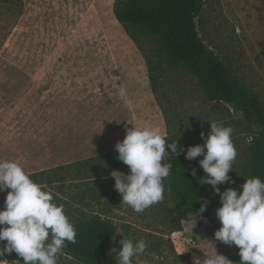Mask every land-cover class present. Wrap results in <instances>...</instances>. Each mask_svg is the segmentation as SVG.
I'll list each match as a JSON object with an SVG mask.
<instances>
[{
  "label": "rangeland",
  "instance_id": "obj_1",
  "mask_svg": "<svg viewBox=\"0 0 264 264\" xmlns=\"http://www.w3.org/2000/svg\"><path fill=\"white\" fill-rule=\"evenodd\" d=\"M113 3L0 0V160H14L30 173L112 153L133 126L158 129L163 135L169 129L190 139V145H202L201 133L206 138L210 123L219 122L233 128L234 165L250 137L247 122L207 100L195 80L182 71L167 72L154 94L147 64L115 19ZM203 15L205 33L199 27L198 32L205 44L264 98V0H205ZM116 160L122 166L113 153L106 162ZM111 180L67 181L64 192L58 185L45 189L68 203L70 214H65L70 220L75 209L91 213L110 205L107 185L117 199L108 213L117 226L115 240L143 239L147 244L133 264H187L175 256L184 253L194 264L214 249L228 259L232 255L233 247L215 239L217 228L204 217L199 226L189 221L185 233L171 239L168 216L173 205L167 193L161 202L136 212L122 202ZM86 185H99V203L90 193L81 203L71 198ZM7 191L0 192V198L5 199ZM220 206L210 211L219 226L215 211ZM57 264L81 263L60 253Z\"/></svg>",
  "mask_w": 264,
  "mask_h": 264
},
{
  "label": "trees",
  "instance_id": "obj_2",
  "mask_svg": "<svg viewBox=\"0 0 264 264\" xmlns=\"http://www.w3.org/2000/svg\"><path fill=\"white\" fill-rule=\"evenodd\" d=\"M205 0H114L113 15L122 26L125 33L134 42L148 67V81L151 91L155 94L159 79L169 71L184 72L191 76L204 97L223 108L232 110V113L243 118L250 127V137L243 153L232 166L231 182L218 185L220 191L233 188L239 193L245 179L259 177L264 181V98L251 90L238 75L234 66L224 58H220L212 49L208 48L204 39L199 35L198 27L205 33L203 6ZM243 113V116L240 113ZM168 127V121L165 119ZM166 143L176 141L180 154L171 153L165 162L172 163L170 175L164 180L165 193L173 205L168 219L171 222L170 231H182L183 221L190 219L191 212L196 215L201 204L207 201L206 211L197 216V226L201 217L210 221L217 230V225L211 219L210 211L220 204L219 195L213 191L211 185L202 183L206 176L199 165L202 155L189 161L184 153L191 140L181 137L180 133L168 132L165 135ZM117 155L116 151L112 152ZM103 153L83 160L57 165L28 173L35 182L45 186L58 185L64 192L62 185L67 181L89 180L98 178H112L110 172L119 170L125 174L128 167L118 161L111 164L106 162L109 154ZM77 174H73V170ZM122 169V170H121ZM195 169V175L192 170ZM81 170H86L84 174ZM73 174V175H72ZM111 185L115 181L111 180ZM99 185H97V188ZM79 190V187L76 185ZM97 188L86 185L72 199L82 202L87 193L95 202H100ZM105 191L109 200L115 201V195ZM57 204L64 205V211L69 213L68 204L64 199L54 198ZM4 197L0 198V210L4 207ZM110 205L102 211L86 213L75 209L71 212L70 222L76 228V243L66 242L62 253L69 255L81 264H116L117 253L121 245L115 240L117 226L113 218L108 215ZM70 214V213H69ZM6 242L0 241V248ZM233 247L229 256L231 261L239 264V249ZM112 249H116L112 251ZM178 258L189 263L188 253L176 254ZM18 260L22 264L23 258L15 252L6 253L0 260Z\"/></svg>",
  "mask_w": 264,
  "mask_h": 264
},
{
  "label": "clouds",
  "instance_id": "obj_3",
  "mask_svg": "<svg viewBox=\"0 0 264 264\" xmlns=\"http://www.w3.org/2000/svg\"><path fill=\"white\" fill-rule=\"evenodd\" d=\"M120 95L124 97L125 92L121 90ZM125 103L133 110L131 101ZM232 134L231 126L212 122L207 137L201 133L203 144L189 146L184 155L189 161L203 155L199 161L206 173L202 183L211 185L219 195L221 206L215 215L221 226L214 232L215 239L239 249V264H264V181L259 177L245 179L239 193L233 188L221 192L218 187L231 182L228 174L237 157ZM166 141L158 129L133 126L126 129L123 140L114 146L117 159L129 169L127 174L119 170L110 172L114 189L122 202L136 212H143L164 199V180L172 170V163L165 162L169 156L166 148L172 154H180L176 141ZM192 174L195 175V169ZM5 190L8 191L0 210V241L6 243L0 248V257L15 252L24 264H57L66 242L75 244L77 235L64 205L57 204L53 193L32 180L14 160H0V192ZM206 205L207 201L202 203L196 215L191 212L193 226L197 216L206 211ZM119 243L116 264H133L147 248L143 239L133 242L123 237ZM194 264L234 262L214 249L202 262L197 259Z\"/></svg>",
  "mask_w": 264,
  "mask_h": 264
},
{
  "label": "built area",
  "instance_id": "obj_4",
  "mask_svg": "<svg viewBox=\"0 0 264 264\" xmlns=\"http://www.w3.org/2000/svg\"><path fill=\"white\" fill-rule=\"evenodd\" d=\"M180 231H173L171 233V239H174V237L179 234ZM0 264H22L20 261L18 260H8V259H2L0 260Z\"/></svg>",
  "mask_w": 264,
  "mask_h": 264
},
{
  "label": "crops",
  "instance_id": "obj_5",
  "mask_svg": "<svg viewBox=\"0 0 264 264\" xmlns=\"http://www.w3.org/2000/svg\"><path fill=\"white\" fill-rule=\"evenodd\" d=\"M116 151V150H115ZM117 199H116V196H115V201H111L109 204H110V207L111 206H114L116 203H117V201H116ZM112 208V207H111ZM189 221H183L182 222V226H183V230H182V232H184L185 233V227H186V224L188 223ZM181 232V231H180Z\"/></svg>",
  "mask_w": 264,
  "mask_h": 264
},
{
  "label": "bare ground",
  "instance_id": "obj_6",
  "mask_svg": "<svg viewBox=\"0 0 264 264\" xmlns=\"http://www.w3.org/2000/svg\"><path fill=\"white\" fill-rule=\"evenodd\" d=\"M7 84V83H6ZM21 87V86H20ZM23 88V87H22ZM3 89V88H2ZM26 94V93H25ZM15 102V101H14Z\"/></svg>",
  "mask_w": 264,
  "mask_h": 264
}]
</instances>
